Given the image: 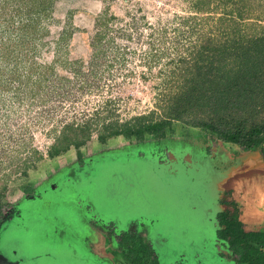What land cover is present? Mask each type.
Returning a JSON list of instances; mask_svg holds the SVG:
<instances>
[{
  "label": "rangeland",
  "instance_id": "374dc122",
  "mask_svg": "<svg viewBox=\"0 0 264 264\" xmlns=\"http://www.w3.org/2000/svg\"><path fill=\"white\" fill-rule=\"evenodd\" d=\"M208 34L220 39L264 34V0H0L1 210L23 197L24 183L40 186L34 197L22 198L23 210L0 219V264H39L27 260L40 249L54 258L80 254L103 264L88 255L76 233L96 229L97 219L126 232L133 227L123 225L127 216L158 223L152 227L155 242L152 237L150 246L138 244L127 258L144 260L153 253L157 264H184L193 254L195 264L207 262L209 256H194L205 215L199 180L146 167L141 159L161 155L163 142L144 134V147H115L94 155L96 162L81 171L75 161L77 151L89 156L113 137L112 147L136 141L121 134L101 141L97 134L136 116L162 114L188 52ZM164 129L163 141L221 144L181 119ZM73 133L86 137L47 156L49 145ZM129 151L133 156H126ZM123 236L126 242L132 235ZM213 252L218 260L217 249Z\"/></svg>",
  "mask_w": 264,
  "mask_h": 264
},
{
  "label": "trees",
  "instance_id": "16d2710c",
  "mask_svg": "<svg viewBox=\"0 0 264 264\" xmlns=\"http://www.w3.org/2000/svg\"><path fill=\"white\" fill-rule=\"evenodd\" d=\"M179 75L178 88L168 96L162 114L136 116L131 121L107 126L97 137L100 140L117 134L160 137L171 120L181 119L206 129L222 141L259 148L264 154V115L261 114L264 113V34L223 39L208 34L192 46ZM85 137L76 133L66 135L49 145L46 154L50 157L70 144L76 146ZM236 213V209L228 214L223 212L219 219L221 235L227 238L234 264H264V229L244 230ZM136 239L137 244L147 247V241ZM129 245L136 252V247ZM138 258L128 264H139ZM145 260L157 264L153 253Z\"/></svg>",
  "mask_w": 264,
  "mask_h": 264
},
{
  "label": "flooded vegetation",
  "instance_id": "af4514ba",
  "mask_svg": "<svg viewBox=\"0 0 264 264\" xmlns=\"http://www.w3.org/2000/svg\"><path fill=\"white\" fill-rule=\"evenodd\" d=\"M148 135L150 136L151 134H148ZM151 136H153V138H154V139H152V141L164 142L166 144L159 143V146H160V144H163L162 145L163 153L161 155H157V156L151 155L150 158H148V156L144 157V158H141L142 160H144L143 161V163L145 164L144 166H146V167L147 166L148 167H161L168 174H172L173 172H175V169L171 168V166L169 167L170 164L167 161V157L169 156L168 155V149L173 147V146H176V145L178 146V148H180L181 144H183L182 141L181 140H177L175 143L179 142V144H174V143L171 144L176 139L166 138L163 141V140H161V137L158 138L155 135H151ZM125 137H128V136H125ZM135 138H136V141H134L133 143L129 142L127 144V146H123V148L130 147V150H132L133 147H144V145L142 143V136L141 137H135ZM162 138H165V137H162ZM169 144H171V147H170ZM205 151L209 152L208 147H206ZM106 153H109V152H103V153H100L98 155H101V154L103 155V154H106ZM129 154L132 155L134 153H132V151H131L130 153H128V155L126 154V156L129 157L130 156ZM119 155L120 154H118L117 156H119ZM92 157L93 156L87 157L85 160H88V161L86 162L85 160H83L84 158L82 157L80 152L77 151V161H75V162L78 165V167H80V171L83 170L87 164L90 165V164H92V162H96V161L92 160ZM89 162H91V163H89ZM156 163H159V166ZM58 172L61 173L62 170L58 171ZM59 173H57V174H59ZM49 181H47V182H49ZM22 187H23V192H25L23 194L24 197H21L19 200H17V202L15 201L12 204H8L7 203L6 207L4 208V210L3 209L1 210V206H3V203H1V206H0V212H1L0 213V219L3 216H5V215H7L9 213H10V216L8 218H10L11 216H15L17 214V210H19V212H20V210H23L24 206L22 204V201H24V199H22V198L26 199V197L29 196V195H33L32 197H34L35 190L37 188H39L40 186L35 187V185L32 186L29 183H24L22 185ZM224 193H225V191L222 194H224ZM202 197L204 199V204L202 205V211L205 214L204 217H206L210 212H212L213 218L217 221V225L215 226V223H213V221L211 220V218H212L211 216L206 218V220H209V222L211 224V227L214 228L213 229L214 230L213 233H215V234H214V236H210L208 238V237H206L207 232H208L207 231V226L205 228H203V229L201 227L200 232H199L200 237H201V241H202L201 243L203 244L205 242V244H207L210 247L211 250L217 249V251H218L217 254H218V256L220 258H218V261H217L216 264H220V260H221V262H222V260L224 261L223 264H226V263L227 264H229V263L234 264V261L232 259L233 255L230 253V250H229L230 246L228 244L227 238H224L221 235L223 232H221L222 226H221V224L219 222L220 216H221V214H223V212H225L226 214H228L230 212V209L228 207H226V206H224L222 208L219 207L221 203L226 204L227 202L225 200L221 199L220 197L208 195L204 190L202 191ZM80 207L81 206H79V208ZM86 209L88 210V211H86V213L90 214L88 205H86ZM80 211H82V210H80ZM15 212H16V214H15ZM91 217H93V215H91ZM123 218L124 217H122V218H120V220H118V223L120 225H121V220ZM126 218H130V216H127ZM130 220L134 221L133 223L131 221L132 224L131 223L129 224V225H132L133 227L131 226L132 228L129 229L128 231H126V232H123V231L122 232L121 231L120 232H114V230H113L114 227L112 225H108V224L100 225V224H98V222H96V229H98V232H99V235H100V241H96L97 244L100 245V248H98L97 251H96L97 254H94L96 256L95 257L96 260H100L103 263V260H104L103 255H101V253H99L102 249H108L111 252L110 254L114 255V253L117 250V248H119V252H118V256L119 257L118 258L114 257L115 258L114 260L117 261L118 264H128V261H130V260L134 261L135 259H137V256H133L131 258H127L126 257V255L130 254V252H131V247H130L129 244L132 243V240H134L136 238H142V240L147 241L149 244H151V239H152L151 237H155L156 236V234L154 233L152 227H154V228L157 227V224H158L157 221H155L153 219H148L147 216H145V218L142 217V216H140V218L135 217L134 219H130ZM86 226H87V224H86ZM101 226H102V228H101ZM86 228H87L86 230L89 229L88 226ZM93 229L95 230V228H93ZM90 232H92V229H89L87 231V233L85 232L82 235L88 236ZM126 233H128L129 235H132V236H130V238H128L127 239L128 241L126 240V242L125 241H121L120 237H124L123 234H126ZM82 235H81V241L84 240ZM78 240H80V239H78ZM187 243L190 244V242H187ZM197 244H199V243H197ZM137 245H138L137 242H135L134 247H137ZM125 249H127L128 252L123 254L122 251L125 250ZM222 249H224L225 251H223ZM89 254H90V252H88V255ZM120 254H121V256L123 258H120ZM205 256L207 257L208 255H205ZM111 259L113 260V258H111ZM138 259H140L139 262H138L139 264H148L149 263V262L147 263V260H145V259L144 260H142L141 258H138ZM26 260L27 259L25 258V262H26ZM89 260H91V262L94 261L91 258L87 259L88 262L86 264H89ZM27 261L32 263L33 259L30 258ZM212 261L210 262V264H212ZM60 262L63 263L62 260ZM197 264H202V263L198 262Z\"/></svg>",
  "mask_w": 264,
  "mask_h": 264
},
{
  "label": "crops",
  "instance_id": "0c3cea01",
  "mask_svg": "<svg viewBox=\"0 0 264 264\" xmlns=\"http://www.w3.org/2000/svg\"><path fill=\"white\" fill-rule=\"evenodd\" d=\"M216 146L215 151L219 158L214 164L216 180L213 186L216 197L227 202L221 203L219 207L226 206L230 211L236 209V217L241 221L244 230H263L264 154L257 149H245L236 143ZM206 147L208 145H205V149ZM200 185L202 189L203 184ZM224 191L226 198H223ZM82 236L84 238L82 242L86 243V251L97 254L96 251L100 248L96 242L100 241L98 229H92L88 236ZM99 253L103 255V264H118L108 249H102Z\"/></svg>",
  "mask_w": 264,
  "mask_h": 264
},
{
  "label": "water",
  "instance_id": "95a60500",
  "mask_svg": "<svg viewBox=\"0 0 264 264\" xmlns=\"http://www.w3.org/2000/svg\"><path fill=\"white\" fill-rule=\"evenodd\" d=\"M116 140H117V137H115V138L113 137V138L108 139L106 141V145H105L106 147L105 148H103L99 151H96L95 153H93L89 156L98 155V154L103 153V152L113 151V149L115 147L121 149V147H123V146L112 147L111 144L116 142ZM176 141H177V139L174 142H172V144L173 143L179 144V142L175 143ZM182 143L183 144H181L180 148H178V146L176 145L173 147L170 146L171 148L168 149V155L169 156L167 157V161L170 164L169 167L171 166V168H174L175 172H180V173L185 174V175L188 174L189 176H191V175L195 176L197 178V180H199V183L203 184L201 191L204 190L208 195L216 196L215 195L216 191L214 190L215 186H213V184L216 180L215 169H214L215 165L214 164L216 163V161L218 160L219 157H218V153H216L217 151H215V148H217L215 141L212 142L211 140H207L206 143L200 142V143H195V144H189V143H185V142H182ZM220 143L222 145L224 144L227 146L232 142L220 140ZM164 144H166V143H164ZM205 145H208L209 152L205 151ZM241 146H243V145H241ZM243 148L246 149V147H244V146H243ZM247 149L260 150L259 148H247ZM219 150H221V149H219ZM89 156H84L83 160H85ZM63 168H66V167H62V169ZM57 173H59V172H57ZM56 174H54L52 178H54L56 176ZM210 186H213V187L211 188ZM218 194H219V192H218ZM201 198L203 199L202 196H201ZM97 214L101 215V212H95L94 215H97ZM209 215L212 217L211 220L213 221V223H215V226H216L217 221L213 218L212 212H210L208 214V216ZM97 218H98V216H97ZM144 218H145V216H144ZM128 219L129 218H125V224H123L124 220L122 219L121 224L129 225L131 222L129 224L126 223V222H128ZM200 220H201V223L199 225L200 228L202 227V229H203L207 226L208 232H207L206 237L209 238L210 236H214V234H215V233H213L214 228L211 227L209 220H206V218L204 216ZM97 222H98V219H97ZM84 223L87 224L85 221L83 222V224ZM98 224H100V223L98 222ZM130 226H132V225H130ZM114 232H116V231L114 230ZM82 234H83V230H82V228H80L78 230V232L76 233V236L78 237V239H81ZM153 238H154L153 241L155 242V237H153ZM158 238H159V236H158ZM201 242L202 241H200L199 244L196 243L199 247L198 248L199 250L195 253L194 256L195 257L197 256L198 258H204L205 255H208L209 257H208V259H206L207 262L205 264H210V262L212 260H213L212 264H216L218 260H216V258L214 256L215 252H213V250H211L210 247L207 244H205V242L203 244ZM222 250L225 251L224 249H222ZM192 256H193V254L185 256L186 259H184V262H185L184 264H195L192 261V259H194V258H192ZM75 257H73V255H72L71 257H65L62 259L59 256L58 257L55 256V258H54L53 252H51L50 250H42V251H38L37 254H34L33 262L35 261V263L38 262L39 264L40 263L41 264H67L68 262L69 263L71 262V264H78L80 262H82V264H86L88 262L87 259L82 258V256L80 254L77 255V258H76L77 260L75 259ZM61 260L63 263L60 262ZM77 261H80V262H77ZM223 262H224L223 260H222V262L220 260V264H223ZM197 263L198 262L196 261V264ZM89 264H94V263H91V260H89Z\"/></svg>",
  "mask_w": 264,
  "mask_h": 264
}]
</instances>
